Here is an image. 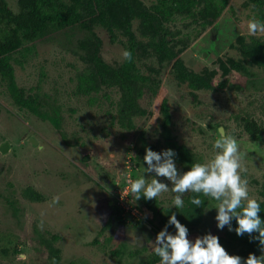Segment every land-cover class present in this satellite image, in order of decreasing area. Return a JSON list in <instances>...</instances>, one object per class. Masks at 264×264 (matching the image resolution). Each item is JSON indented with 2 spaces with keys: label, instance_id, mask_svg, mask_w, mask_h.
<instances>
[{
  "label": "rangeland",
  "instance_id": "374dc122",
  "mask_svg": "<svg viewBox=\"0 0 264 264\" xmlns=\"http://www.w3.org/2000/svg\"><path fill=\"white\" fill-rule=\"evenodd\" d=\"M4 1L14 12L15 0ZM253 17L244 0H229V7L198 38L184 48L179 44L173 47L171 62L179 61L181 72L190 70L197 75L206 68L215 69L212 86L222 82L221 90L188 88L168 74L170 63L159 76L156 95L138 100L144 110L141 115L134 113L129 130L121 127L125 121L118 124L113 119L122 96L118 86L104 85L99 77L83 78L80 73L87 65L78 47L84 32L61 30L13 52L8 64L15 88L22 90L26 99L37 96L42 111L57 109L60 131L70 144L73 140L78 144L65 146L58 138L60 132L48 126L51 124L14 105L8 83L0 79V146L6 144V150L0 152V264H48L41 240L50 241L58 251V264L147 263L154 254L151 243L165 228L159 226L155 211L173 208L175 194L169 191L150 200L151 210L136 200L139 207H131L121 224L111 217L110 207L114 194L122 187L130 188V181L143 174L148 183L155 178L172 187L165 178L144 173L145 149L158 153L165 149L159 134L162 100L170 115L168 129L173 142L189 150L200 163L215 155L213 144L219 129L237 139L245 153L242 178L249 181L250 198L260 200L264 181V77L254 67L248 68L246 76L229 63L224 68L228 73L215 65L216 58L240 60L231 45L237 36L249 37L247 23ZM93 31L100 41L99 58L116 67L123 60L118 40H111L112 35L103 29ZM252 37L264 41V34ZM241 117L261 125L260 145L249 143L238 128ZM175 163L183 174L184 169ZM26 187L43 195L44 201L24 200L20 193ZM191 194L186 193L183 199ZM54 197H59L55 205ZM118 203L116 206L121 201ZM206 203L201 225L188 231L190 241L205 234L222 235L223 230L216 227L217 202ZM101 227L105 230L99 233ZM167 231L175 235L168 227ZM96 237L98 245L92 244ZM137 237H142L141 243Z\"/></svg>",
  "mask_w": 264,
  "mask_h": 264
},
{
  "label": "trees",
  "instance_id": "16d2710c",
  "mask_svg": "<svg viewBox=\"0 0 264 264\" xmlns=\"http://www.w3.org/2000/svg\"><path fill=\"white\" fill-rule=\"evenodd\" d=\"M15 4L16 8L13 12L4 0H0V79L8 83L14 105L26 110L39 121L51 124L48 126L60 132L58 138L65 146H77L78 143L73 140L70 144L65 134L60 131L57 109H51L48 106L47 111H42L40 109L42 104L37 101V96L24 98L22 90L14 86L13 71L8 64L11 54L25 44L41 41L46 36L61 30L76 29L84 32V39L78 45L84 55L83 62L87 64L80 72L82 77H99L104 85L118 86L120 89L122 96L117 102L116 111L118 112L113 119L118 124H123L125 121L126 124L121 126L123 129H130L129 125L134 113L140 115L143 113L144 109H141L138 100L144 96L150 99L156 95L160 84L159 76L170 63L172 64L168 74L172 79H177L181 83L185 82L192 90L203 89L215 92L223 88L222 82H218L215 88L212 86L211 78L216 72L215 69L206 68L205 73L201 71L197 75L190 70L183 73L180 71L179 61L171 62V59L175 56L173 47L179 44L184 48L192 39L198 38L204 29L213 24L223 10L229 7V0H15ZM244 6H249L253 16L264 22V0H244ZM94 28L103 29L109 36L112 35L110 39L114 41L117 39L123 51H131L132 61L123 59L116 67H111L101 60L97 53L100 41L93 31ZM231 47L237 51L240 60L232 62L216 58L217 69L223 70L225 63H229L230 67L237 68L242 74L248 76V68L254 67L264 77V41L261 38L237 36L235 45ZM223 72L228 73L225 69ZM256 76L255 73V79H257ZM83 93L85 94L86 91ZM159 110L161 114L159 134L165 149L175 151V161L186 172L193 164L200 161L189 150L173 142L168 129L170 115L165 100H162ZM239 122L237 126L247 136L248 142L260 145L261 125L249 117H241ZM80 161H83L82 158ZM20 194L29 202L44 201V196L30 187L21 190ZM196 195L192 193L185 197L182 208L174 206L171 209L155 211L154 216H157L159 226L167 225L175 233V227L168 225V219L173 213L188 231L198 226L204 214L205 203L213 200L200 194L199 198L204 203L196 207L191 203V199ZM259 197L260 200L257 202L260 204L261 211L258 215L264 221V181L261 184ZM113 198V205L110 207L111 217L121 224L124 222L122 219L128 217L129 211L116 206L115 194ZM126 198L130 207H139L130 191ZM139 200L143 207L148 210L153 209L150 200H146L143 196ZM107 225H110V222L105 224L106 227ZM231 225L233 229L237 227L235 219L232 220ZM101 228L99 233L105 230ZM257 235L258 233H254L253 236L247 234L237 236L234 230L229 231L225 227L218 238L219 243L229 255L246 259L250 253L257 257L264 254L261 252L259 241L253 238ZM108 241L107 239L106 243ZM40 243L47 250L48 264H58V251L52 247L50 241L41 240ZM98 243L97 237L92 240V244L98 245ZM142 250L144 249L140 251ZM12 253L16 251L12 249ZM152 257L153 259L150 260ZM152 257L146 264H155L159 261V257L155 254Z\"/></svg>",
  "mask_w": 264,
  "mask_h": 264
},
{
  "label": "clouds",
  "instance_id": "9594fccd",
  "mask_svg": "<svg viewBox=\"0 0 264 264\" xmlns=\"http://www.w3.org/2000/svg\"><path fill=\"white\" fill-rule=\"evenodd\" d=\"M249 36L264 34V22L253 17L247 23ZM125 61H132V53L129 50L122 52ZM215 155L207 163H195L183 174L177 170L172 149L155 152L145 149L143 157L144 173H154L156 177L165 178L172 185L152 178L146 182L144 174L141 178L130 181V194L135 200L141 196L146 200H155L162 193L171 191L174 193L173 204L175 208L184 207V195L186 193L197 194L191 199V203L200 207L204 201L199 198L202 194L216 201V227L223 230L235 231L237 236L245 234L253 236L261 246L264 253V221L258 213L260 204L249 196V181L242 178L245 153L240 150L237 139L226 134L222 130L219 138L213 144ZM59 203V197H54L52 204ZM235 219L237 227L232 228L231 222ZM168 225L175 227V235L167 231V225L155 237L151 243V250L159 257L160 264H264V254L257 257L250 253L246 259L237 255H229L219 243V238L212 234H205L193 241L188 239V229L182 225L173 213L168 219ZM137 242H142V237H137Z\"/></svg>",
  "mask_w": 264,
  "mask_h": 264
},
{
  "label": "built area",
  "instance_id": "2783aa9c",
  "mask_svg": "<svg viewBox=\"0 0 264 264\" xmlns=\"http://www.w3.org/2000/svg\"><path fill=\"white\" fill-rule=\"evenodd\" d=\"M128 189L129 188L122 187V190H120V192L116 194V199H117V203L121 201L120 205H118L119 208L123 209L124 211H129L131 213L132 208L127 204V199H126Z\"/></svg>",
  "mask_w": 264,
  "mask_h": 264
},
{
  "label": "water",
  "instance_id": "95a60500",
  "mask_svg": "<svg viewBox=\"0 0 264 264\" xmlns=\"http://www.w3.org/2000/svg\"><path fill=\"white\" fill-rule=\"evenodd\" d=\"M219 131L221 132V129H219ZM6 150V144H2L1 146H0V152L2 153V152H4Z\"/></svg>",
  "mask_w": 264,
  "mask_h": 264
}]
</instances>
